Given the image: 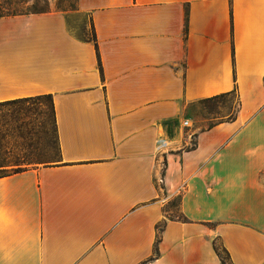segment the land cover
Here are the masks:
<instances>
[{"label": "crops", "instance_id": "obj_1", "mask_svg": "<svg viewBox=\"0 0 264 264\" xmlns=\"http://www.w3.org/2000/svg\"><path fill=\"white\" fill-rule=\"evenodd\" d=\"M38 95L59 160L0 176V264H264V0L0 16V102Z\"/></svg>", "mask_w": 264, "mask_h": 264}, {"label": "trees", "instance_id": "obj_2", "mask_svg": "<svg viewBox=\"0 0 264 264\" xmlns=\"http://www.w3.org/2000/svg\"><path fill=\"white\" fill-rule=\"evenodd\" d=\"M28 1L29 0H0V16L31 14L24 11L25 4ZM32 9L37 10V5H34ZM223 96V94L215 95L201 99L199 102L204 103L219 99ZM44 98L48 100L54 117L51 95L29 96L0 102V110L2 108L4 109L3 115L7 118L8 128L6 135L9 137V146L4 145V135L0 133V176L22 171L31 165L42 162L44 147L40 141L43 134L45 133V111L43 110ZM234 115L235 112L231 115H227L226 117L220 116L219 119L209 123L208 127H211L215 123L222 121L224 118L231 119L234 117ZM179 218L185 219L183 216H180ZM157 229V240H159L160 232L162 230L161 225H158ZM214 247L220 257L221 263L231 264L226 249L223 246L218 245L217 242H214Z\"/></svg>", "mask_w": 264, "mask_h": 264}, {"label": "rangeland", "instance_id": "obj_3", "mask_svg": "<svg viewBox=\"0 0 264 264\" xmlns=\"http://www.w3.org/2000/svg\"><path fill=\"white\" fill-rule=\"evenodd\" d=\"M37 5L38 9L33 10L32 7ZM77 0H29L25 4V12L32 13L37 12L40 13L42 11L48 10H63V11H71L76 9ZM87 34L90 35L91 32L89 28H87ZM44 105L43 110L45 111V119H44V131L40 143L44 147V154L41 163L34 164L31 166H41L51 164L59 159L58 153V145L57 138L54 129V117L50 104L47 99H43ZM193 110L191 111L193 117V124L196 127H204L207 126L214 120H217L222 117H226L227 115H231L237 111L238 105L235 97L231 96H223L219 99L204 102V103H196L194 104ZM3 108L0 110V133L4 135L3 144L9 146V137H7L6 132L8 128L7 118L3 115ZM193 134H191V141H193ZM177 205L178 199L172 198L169 200L166 205V209H171V214L177 213ZM218 245L219 242H217Z\"/></svg>", "mask_w": 264, "mask_h": 264}, {"label": "built area", "instance_id": "obj_4", "mask_svg": "<svg viewBox=\"0 0 264 264\" xmlns=\"http://www.w3.org/2000/svg\"><path fill=\"white\" fill-rule=\"evenodd\" d=\"M184 123L186 124L187 122L185 121Z\"/></svg>", "mask_w": 264, "mask_h": 264}]
</instances>
